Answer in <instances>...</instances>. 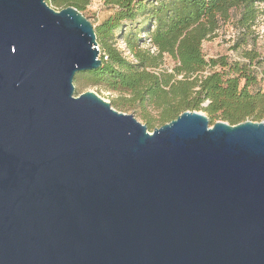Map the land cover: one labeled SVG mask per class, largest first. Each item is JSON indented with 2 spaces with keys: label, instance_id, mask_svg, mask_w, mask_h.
<instances>
[{
  "label": "water",
  "instance_id": "95a60500",
  "mask_svg": "<svg viewBox=\"0 0 264 264\" xmlns=\"http://www.w3.org/2000/svg\"><path fill=\"white\" fill-rule=\"evenodd\" d=\"M76 7L0 0V264H264V119L154 127L73 77Z\"/></svg>",
  "mask_w": 264,
  "mask_h": 264
},
{
  "label": "trees",
  "instance_id": "16d2710c",
  "mask_svg": "<svg viewBox=\"0 0 264 264\" xmlns=\"http://www.w3.org/2000/svg\"><path fill=\"white\" fill-rule=\"evenodd\" d=\"M57 9L68 5L82 11L87 0H46ZM110 12L94 26L101 65L75 73L79 86L100 87L117 95L112 106L138 112L151 128L184 110H203L211 124L217 119L237 124L264 119V90L251 87L264 78V57L253 32L264 0H104ZM85 15V14H84ZM89 18L87 15H85ZM232 21L236 30L231 49L242 59L222 54L206 58L202 42ZM123 41L132 58L117 47ZM149 37L156 47L143 46ZM251 45V46H247ZM176 61L172 71L162 68L163 56ZM103 55L107 59L102 58ZM261 66V68H260ZM206 102L205 106L201 103ZM149 108L158 110L157 118Z\"/></svg>",
  "mask_w": 264,
  "mask_h": 264
},
{
  "label": "rangeland",
  "instance_id": "374dc122",
  "mask_svg": "<svg viewBox=\"0 0 264 264\" xmlns=\"http://www.w3.org/2000/svg\"><path fill=\"white\" fill-rule=\"evenodd\" d=\"M52 6V5H51ZM53 8L57 9L56 7L52 6ZM261 12L258 16V18L255 21V24L252 26V34L253 32L258 31L260 34L256 41V47L260 55L264 57V5L260 6ZM83 14L87 15L93 26L97 25L109 12L110 7L107 6L104 3V0H87V4L85 8L81 11ZM237 33L236 30L233 28L232 21H229L226 24H223V26L218 30L217 35L212 37L211 39L204 40L202 42V52L204 53L206 58L210 57H216L218 55H226L228 58L232 59H242V56L240 54L239 50L231 49V45L233 43V40L235 39ZM123 35L121 37L117 38V46H123ZM248 47L251 45H247ZM100 51V50H99ZM176 61L171 56L165 54L163 56V64L161 65L162 68L166 69L168 72H171L172 67L175 65ZM261 68V66H260ZM74 84V92L73 95L76 96L80 94L81 92L85 90H93L96 92L100 97L107 101H112L113 98L116 97L115 92L107 91L100 87H94V86H79L76 82L73 81ZM256 88H261L264 90V78H261L260 75H258L257 83L251 87V90H254ZM206 102L201 103V106H205ZM118 111H122L125 113L133 114L134 117L144 124V121L142 118L138 115V112L134 111L130 108H118L113 106ZM206 115V113L203 110H197ZM149 113L153 118H157L158 110L149 108ZM220 120V119H217ZM209 123L211 124L210 120ZM161 124L155 121L154 125L151 128H148V130L151 132L154 127H159Z\"/></svg>",
  "mask_w": 264,
  "mask_h": 264
},
{
  "label": "built area",
  "instance_id": "2783aa9c",
  "mask_svg": "<svg viewBox=\"0 0 264 264\" xmlns=\"http://www.w3.org/2000/svg\"><path fill=\"white\" fill-rule=\"evenodd\" d=\"M122 44H123V46H117V47L120 48V49L122 50V52H123V54H124L125 56H127V57H129V58H132V55L130 54V52H129L128 49L126 48L124 41H122ZM143 46L149 48V51H150L151 53L156 52V47L152 44L151 39H150L149 37H147V38L144 40ZM99 57L101 58L100 51H99ZM102 58H103L104 60H106V59H107V56H106V55H103Z\"/></svg>",
  "mask_w": 264,
  "mask_h": 264
}]
</instances>
